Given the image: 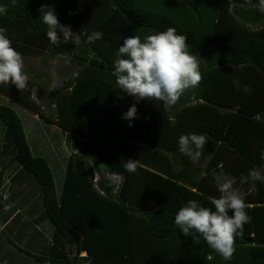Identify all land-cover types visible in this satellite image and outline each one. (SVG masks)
Listing matches in <instances>:
<instances>
[{
    "label": "trees",
    "instance_id": "trees-1",
    "mask_svg": "<svg viewBox=\"0 0 264 264\" xmlns=\"http://www.w3.org/2000/svg\"><path fill=\"white\" fill-rule=\"evenodd\" d=\"M54 9L59 23L80 37L49 42L41 8ZM0 27L22 57L44 56L27 89L0 84L14 106L61 130L68 155L60 195L48 162L31 153L23 124L10 105L0 104V123L14 161L32 176L44 213L53 226L48 255L19 249L47 264H264V183H241L264 152V5L260 0H0ZM174 27L187 36L202 80L175 104L127 95L111 75L123 38ZM103 38L88 42L94 32ZM66 56L74 75L47 93L49 62ZM247 85L250 94L242 89ZM45 91V92H44ZM136 104L132 125L122 114ZM52 107L47 115L44 106ZM206 134L198 162L179 152L178 139ZM136 162V172L125 161ZM98 179L94 181V171ZM236 178L251 222L224 260L203 236L194 241L174 224L188 200L213 208V172ZM231 214V213H230ZM11 242L10 239H8ZM12 243V242H11ZM13 244V243H12ZM84 253V256L81 254Z\"/></svg>",
    "mask_w": 264,
    "mask_h": 264
},
{
    "label": "clouds",
    "instance_id": "clouds-1",
    "mask_svg": "<svg viewBox=\"0 0 264 264\" xmlns=\"http://www.w3.org/2000/svg\"><path fill=\"white\" fill-rule=\"evenodd\" d=\"M260 4L264 5V0H260ZM4 13L5 9L0 7V15ZM39 20L47 26L46 36L50 43L58 45L61 39L64 42L72 39L76 45L81 43L80 37L72 32L70 26L59 23L54 9L42 6ZM6 31L0 27V84L14 85L18 90H23L29 77L23 58L12 47ZM102 38V32L94 31L88 36V42ZM186 41L187 36L178 34L174 27L153 31L143 40L139 35L124 37L111 72L116 86L137 101L155 99L165 104H175L185 90L198 87L202 80L199 61L189 51L190 45ZM242 91L251 93L247 85ZM136 114L137 106L132 104L122 114V119L131 126ZM207 140L206 134L181 135L178 139L179 152L192 162H198ZM260 158L264 161V152H261ZM124 166L126 171L136 172V162L125 161ZM212 175L221 194L210 201L214 210L202 206L197 200H188L175 213L174 224L185 237H192L194 241L203 236L209 248L227 261L232 258L234 243L242 234L244 225L251 222V217L246 211L245 200L234 188L236 178L222 171L213 172ZM256 181L264 183V163L250 169L246 176H241V183H251L250 191L255 190Z\"/></svg>",
    "mask_w": 264,
    "mask_h": 264
},
{
    "label": "crops",
    "instance_id": "crops-1",
    "mask_svg": "<svg viewBox=\"0 0 264 264\" xmlns=\"http://www.w3.org/2000/svg\"><path fill=\"white\" fill-rule=\"evenodd\" d=\"M30 75L32 74L30 73ZM30 78L35 89V80L31 76ZM26 89L28 91L27 87ZM29 93L31 94V92ZM0 98V103L2 100L4 103L9 102L1 95ZM23 111L29 119L39 120L41 123L35 130L37 134L33 135L31 140L26 129L31 130L32 126H23V129L26 127L24 133L31 153L44 158L53 167L54 173L51 171L55 180L56 193L60 195L68 161L65 145L63 148L59 136L61 130L42 121L43 124L37 116ZM21 122L24 125L23 121ZM44 126L53 127L50 136L60 141L58 148L54 149L55 152L47 146V141H43V138L38 136V133L44 134L47 130ZM46 134L49 135L48 132ZM63 151L65 156H63ZM58 154L62 156L60 157ZM98 175V171L95 170L94 181L98 179ZM53 231V226L45 217L38 185L32 176L14 161L13 147L6 140L5 127L0 123V264H47L36 261L19 249L40 256L48 255ZM84 255V253L81 254V256Z\"/></svg>",
    "mask_w": 264,
    "mask_h": 264
},
{
    "label": "rangeland",
    "instance_id": "rangeland-1",
    "mask_svg": "<svg viewBox=\"0 0 264 264\" xmlns=\"http://www.w3.org/2000/svg\"><path fill=\"white\" fill-rule=\"evenodd\" d=\"M22 58H23L24 65H25V71L29 77V81L27 84L28 91L31 92V94L34 96V98L38 100L40 95L36 94V92H35L36 88L34 89L35 86L33 85L30 76L34 80V77L36 78L37 75L43 71V66H45V58H44V56L39 57V58H34V57H22ZM48 68L50 71V79H52V81H51L50 85H48V88L45 87V89H44L47 93L58 90L60 88V86L62 85L61 84L62 81L65 80L66 78L74 75L76 72L75 63H72L69 60V58L66 56H56L52 61L49 62ZM30 73L32 75H30ZM48 91H50V92H48ZM0 104H5V105L9 104L11 107L14 108V110H15L16 114L19 116L20 120L23 121V123H24L23 126H28V127L32 126L31 130H27L26 127L24 128L28 132L27 134H28V137L30 140H31V138H33V135L37 134L35 130L38 127V125L41 124V123H39V120H34L32 118L29 119V117H27L25 115V113L22 109L10 104L9 102L4 103L2 100V103H0ZM44 111L47 115L53 113L52 107H48L46 105L44 106ZM40 121L42 122V120H40ZM44 127H45V129H47L45 131V133L44 134L38 133V136L42 137L43 141H47L48 142L47 146L50 148L51 151L53 150V152H55L54 149L58 148V146L60 145V141H59V139L56 140L55 138H52L50 136L51 131L53 130V127H50V126H48V127L44 126ZM46 132H48L49 135L46 134ZM57 135H58V133H57ZM59 136H60V140L62 143V147L64 148V142H63L62 134L60 133ZM37 144H39V143H37ZM58 156L61 157L62 155L58 154ZM63 156H65L64 151H63ZM49 166L54 173L53 167L50 164H49Z\"/></svg>",
    "mask_w": 264,
    "mask_h": 264
}]
</instances>
